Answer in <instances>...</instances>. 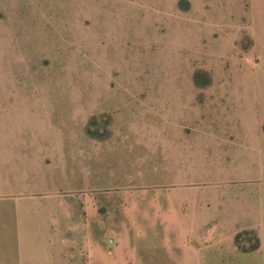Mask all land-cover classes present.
Here are the masks:
<instances>
[{
    "label": "rangeland",
    "instance_id": "1",
    "mask_svg": "<svg viewBox=\"0 0 264 264\" xmlns=\"http://www.w3.org/2000/svg\"><path fill=\"white\" fill-rule=\"evenodd\" d=\"M263 1L0 0V264H79L123 200L208 232L220 138H264ZM235 240L202 263L263 264Z\"/></svg>",
    "mask_w": 264,
    "mask_h": 264
},
{
    "label": "crops",
    "instance_id": "2",
    "mask_svg": "<svg viewBox=\"0 0 264 264\" xmlns=\"http://www.w3.org/2000/svg\"><path fill=\"white\" fill-rule=\"evenodd\" d=\"M255 6L264 10V1ZM239 139L220 138L230 151L219 145V221L209 222L208 232L196 233L195 217H182L179 200H123L119 232L102 242L88 232V254L79 264H203L207 248L237 253L236 234L245 230L255 234L251 252L264 264V138L245 137V145Z\"/></svg>",
    "mask_w": 264,
    "mask_h": 264
}]
</instances>
